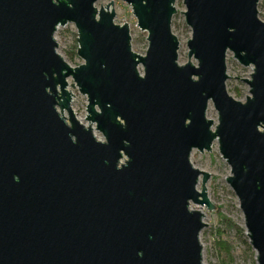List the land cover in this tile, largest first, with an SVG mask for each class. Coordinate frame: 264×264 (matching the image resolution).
<instances>
[{
	"label": "water",
	"instance_id": "95a60500",
	"mask_svg": "<svg viewBox=\"0 0 264 264\" xmlns=\"http://www.w3.org/2000/svg\"><path fill=\"white\" fill-rule=\"evenodd\" d=\"M97 1L0 0V264H202L208 225L191 205H214L210 175L190 155L214 141L264 264L260 0H183L184 65L175 0H121L146 33L145 55L133 52L130 27L114 24V4ZM70 23L84 61L75 67L54 39ZM228 52L253 66L250 79L227 76ZM232 77L248 86L245 102L228 94ZM69 87L87 98L86 127Z\"/></svg>",
	"mask_w": 264,
	"mask_h": 264
},
{
	"label": "rangeland",
	"instance_id": "374dc122",
	"mask_svg": "<svg viewBox=\"0 0 264 264\" xmlns=\"http://www.w3.org/2000/svg\"><path fill=\"white\" fill-rule=\"evenodd\" d=\"M114 4L115 19L114 24L128 25L130 27V37H132L131 48L134 53L145 55L147 50L146 33L142 32L139 27L136 26V18L132 15L131 7L128 4H124L121 0H98L94 5L97 9L103 8L107 4ZM176 15L173 16L171 21V31L179 41L178 51V64L184 65L187 62L188 49L186 42L191 39V32L187 25L184 23L183 11L185 6L183 0H175ZM258 19L264 21V0H260L257 6ZM54 39L57 41L59 55L72 67L79 66L83 62L77 57V51L73 48L76 42V28L72 23L66 26L59 27L54 35ZM226 60L227 76L242 77L250 79V75L253 72V66L245 68L237 63L233 58V55L228 52ZM195 64V61L192 60ZM139 71L143 72L141 67ZM68 84H72V80L68 79ZM226 89L229 95L233 99L245 102V95L249 96V88L243 80L237 78H229L226 82ZM69 91L74 95L71 107L75 118L84 125H88L86 121V96L81 95L77 88L73 90L69 87ZM64 116L67 117L66 112ZM207 119L212 120L214 125H218V114L215 112L212 104L210 103L207 110ZM94 128V126H93ZM95 138L104 141L101 134L94 132ZM212 150L210 153H200L196 150L192 151L190 155V161L194 168L202 170L210 175L209 181L205 187L207 190L208 200L214 205L213 211H208L205 206L191 205L192 209L198 210L204 214L203 222L207 224L205 228L200 232V244L203 247L202 250V264H221L222 258L219 255L217 246L215 245L216 235L218 227L221 231L222 239L227 240L233 245L232 256L234 264H256L255 255H251V251L247 250V246L244 245L243 240H247L246 237H240L235 234L234 230H229L224 227L222 221L224 219L230 220L239 228L244 230L243 215L239 209L238 200L229 188L226 179L230 176V167L226 161L219 154V145L214 141L212 144ZM201 189V180L197 186V191ZM246 234V233H245ZM253 251V250H252ZM254 252V251H253Z\"/></svg>",
	"mask_w": 264,
	"mask_h": 264
},
{
	"label": "trees",
	"instance_id": "16d2710c",
	"mask_svg": "<svg viewBox=\"0 0 264 264\" xmlns=\"http://www.w3.org/2000/svg\"><path fill=\"white\" fill-rule=\"evenodd\" d=\"M73 48L76 50V48H77L76 43L73 45ZM222 223H223L225 228H227L229 230H234L235 234L240 235L241 238L246 237L244 230L239 228L237 225L232 223L230 220L224 219V221H222ZM217 232L218 233L216 235L215 245L217 246L219 255L222 258L221 264H234L233 263V256H232L233 245L230 242H228L227 240L224 241L222 239V236L220 234L221 231H220L219 227H218ZM243 243H244V245L247 246V250L251 251V255L254 256V252L252 251V248H251L250 244L248 243V239L243 240Z\"/></svg>",
	"mask_w": 264,
	"mask_h": 264
}]
</instances>
